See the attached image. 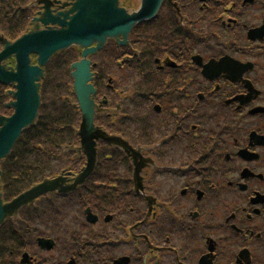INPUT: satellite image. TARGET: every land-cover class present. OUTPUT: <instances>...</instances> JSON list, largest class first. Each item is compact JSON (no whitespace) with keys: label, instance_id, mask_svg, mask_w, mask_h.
<instances>
[{"label":"flooded vegetation","instance_id":"af4514ba","mask_svg":"<svg viewBox=\"0 0 264 264\" xmlns=\"http://www.w3.org/2000/svg\"><path fill=\"white\" fill-rule=\"evenodd\" d=\"M31 1L0 7L5 24L28 25L39 11L27 8ZM72 51L74 63L81 51ZM88 59L94 124L136 150L139 178L155 200L132 194L131 166L105 145L122 164L110 157L103 175L121 183L125 198L106 207L120 212L94 211L103 240L95 243L73 216L68 244L60 215L46 232L9 222L0 264H264V113L250 115L264 108V0H167L126 40L107 39ZM101 187L89 179L73 199ZM39 238L52 248L39 247Z\"/></svg>","mask_w":264,"mask_h":264},{"label":"water","instance_id":"95a60500","mask_svg":"<svg viewBox=\"0 0 264 264\" xmlns=\"http://www.w3.org/2000/svg\"><path fill=\"white\" fill-rule=\"evenodd\" d=\"M71 1L73 3L68 10L52 13L50 8L54 2L39 0L43 12L33 19L31 28L14 42L1 38L4 48L0 52V83L14 89L7 92L11 100L5 104L7 109L14 112L10 117L0 115V163L11 154L22 132L38 119L40 81L44 78L42 67L58 53L76 46L83 49L82 60L71 66V77L82 112V123L77 132L81 138L78 151L86 156V165L74 178L69 174V177L60 175L45 179L7 203L3 202L0 185V227L6 220L16 218L23 207L35 203L41 196L51 193L66 195L83 185L96 166L95 141L108 142L124 149L134 166L135 192L143 191V182L139 178L143 164L136 152L127 149L119 139L110 138L102 130L93 127V102L90 96L94 90L87 84L90 74L86 56L100 50L107 38H126L135 25L153 19L163 0H140L138 11L132 14L118 8L120 0ZM93 44L94 49L90 48ZM31 55L36 56L35 65H31ZM11 59L15 62L14 66L4 64ZM220 64L209 66L207 72L222 67ZM238 80H241V76L237 77ZM147 201L149 205L153 203L150 198ZM87 220L94 223L96 218L88 217ZM39 244L51 247L50 241L39 240Z\"/></svg>","mask_w":264,"mask_h":264},{"label":"trees","instance_id":"16d2710c","mask_svg":"<svg viewBox=\"0 0 264 264\" xmlns=\"http://www.w3.org/2000/svg\"><path fill=\"white\" fill-rule=\"evenodd\" d=\"M15 30V34L19 33L18 28ZM2 89L0 87V110L4 100ZM68 107L60 104L51 111L54 118L42 117L36 127L23 134L12 155L4 162L2 182L6 199L54 173L49 165L58 157L59 147L72 140L73 116Z\"/></svg>","mask_w":264,"mask_h":264},{"label":"rangeland","instance_id":"374dc122","mask_svg":"<svg viewBox=\"0 0 264 264\" xmlns=\"http://www.w3.org/2000/svg\"><path fill=\"white\" fill-rule=\"evenodd\" d=\"M258 15H262V12L257 11L256 16H258ZM257 62L262 64V61H260V60H258ZM68 211L73 212V208L70 209V210H68ZM73 216H78V215H77L76 213H73ZM65 221H66V225H67L66 229H69V227H70L69 219H66ZM67 234H68V233H67Z\"/></svg>","mask_w":264,"mask_h":264}]
</instances>
